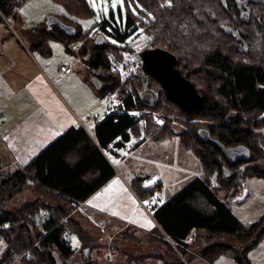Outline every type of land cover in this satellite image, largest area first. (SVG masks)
<instances>
[{
  "label": "trees",
  "instance_id": "trees-1",
  "mask_svg": "<svg viewBox=\"0 0 264 264\" xmlns=\"http://www.w3.org/2000/svg\"><path fill=\"white\" fill-rule=\"evenodd\" d=\"M51 1L64 9L68 17L56 18L73 27L74 35L54 26L47 29L45 21L25 29L19 0H0V24L11 21L29 50L41 55H51L50 42H59L67 51L81 44L76 52L102 83L99 95L118 84L109 71V56L127 49L130 34L144 32L153 38V48L177 58L178 70L203 104L184 113L155 79L149 77L144 86L140 77L125 85L138 95V119L110 116L95 125L92 137L72 128L21 169L6 177L0 173V239L5 243L0 264H57V259L61 264H214L224 257L252 264L249 254L264 240V216L245 228L219 196L235 198L246 180H264V82L255 79L252 66L253 44L258 41L252 20L233 15V3L222 0H133L137 14L126 0L125 9H118V21L110 13L112 23L104 18L84 32L76 20L95 17L87 0ZM222 26L239 33L247 52ZM99 35L104 42L95 44ZM113 39L117 44L108 43ZM261 59L264 62V49ZM145 93L154 95L152 106L142 104ZM200 130L208 132L210 140L202 141ZM131 139L136 146L177 139L179 148L199 162L201 176L154 211L157 227L152 231L122 225L113 236L106 235L79 207L116 175L104 154L124 148ZM215 142L225 148L245 146L250 158L230 164ZM143 181L135 179L129 187L144 203L159 187L146 190ZM71 238L78 241V249H72ZM25 253L29 260L17 258Z\"/></svg>",
  "mask_w": 264,
  "mask_h": 264
},
{
  "label": "crops",
  "instance_id": "crops-1",
  "mask_svg": "<svg viewBox=\"0 0 264 264\" xmlns=\"http://www.w3.org/2000/svg\"><path fill=\"white\" fill-rule=\"evenodd\" d=\"M18 13H21V8ZM43 22H39V25ZM7 23L4 20V23L0 24V173L2 177L27 165L53 141L72 129L75 125L74 116H81L92 109L100 97L98 89L86 79V73L89 75L94 73L89 71L84 59L80 61L79 58L69 56L55 60L47 57L37 58L29 50L28 42L13 27L10 29ZM23 24L25 29H31L26 26L24 19ZM72 60L81 66L74 68L71 65ZM62 64L71 67L73 74L54 84L58 67ZM83 66L86 72H83ZM51 79H53L52 85L48 82ZM87 125L92 129V133L88 130L92 137L95 123H86L85 126L89 129ZM144 144L136 146V140L131 139L124 148H110L104 154L116 175L80 205L79 212L89 214L91 218L115 219L126 226H135L144 233L157 227L154 219L140 206V201L129 184L138 178L145 179L153 174L158 175L159 192L156 196L161 201V205L157 206L159 208L192 180L199 179L201 174L190 175L186 178L184 186L177 188L178 190H169V184L162 176L163 172L159 174L147 172V162L141 159L146 153L138 152ZM164 149L155 146L153 151L161 154L166 152ZM174 150L176 151V147ZM148 155L155 154L148 153ZM174 155L176 164L177 154ZM130 158L135 160L130 161ZM169 161L172 164L171 158ZM180 161L186 167L195 165L194 161L186 157L180 158ZM172 168V165L167 167L163 164L160 169L172 171ZM89 220L91 221L90 218Z\"/></svg>",
  "mask_w": 264,
  "mask_h": 264
},
{
  "label": "rangeland",
  "instance_id": "rangeland-1",
  "mask_svg": "<svg viewBox=\"0 0 264 264\" xmlns=\"http://www.w3.org/2000/svg\"><path fill=\"white\" fill-rule=\"evenodd\" d=\"M21 5V13L20 15L23 17L24 22L28 28H34L35 26H39V22L47 21L49 17L54 16H67L64 9L55 3H53L51 0H29L25 2L24 0H19ZM89 6L95 13V17L87 20H76V23L82 28V30L85 32L89 30L91 27H93L96 24H102L103 19L105 18L109 23H112L110 20V13L114 14L115 21L119 20L118 17V9L112 10L110 8L111 0H107V3L109 5V14L105 15L103 12L100 13V18L97 20V12L96 9L93 8L92 4L90 3V0H87ZM104 3V0H96V6L102 7ZM61 9L63 11H61ZM53 14V15H52ZM68 17V16H67ZM122 19H124V12L122 11ZM40 20V21H39ZM93 20L94 23L87 29L83 26L81 21H88ZM11 26V21H7ZM98 32V29L93 31V34H96ZM140 31H137L136 33L130 34L127 38V41L130 43L134 41L136 38L139 37ZM102 35V34H101ZM100 36V35H99ZM98 37V36H97ZM109 44L111 43V40H108ZM79 46L75 45L72 46L71 50L67 51L62 44L59 42H50L49 47L51 50V55H41L37 51H33V54L37 58H43L47 57L51 60H55L59 57L69 56L71 58H79L78 60L82 61L84 56L77 54V49H79L81 44H78ZM113 45V44H112ZM71 65H73L74 68H79L81 65H78L74 63V60H72ZM83 65V64H82ZM83 72L85 71V66H83ZM86 79L91 81L95 78L94 74H85ZM101 114V113H99ZM2 120L5 121V118L2 117ZM89 128L88 130L90 133H92V129H90L89 125H87ZM264 133V131H263ZM145 143V144H144ZM144 144L139 150L141 153H146L145 155L141 156V159L145 162H147V172L153 173L157 172L159 174L162 173L163 178L165 179V182L169 184V190H175L177 188H181L186 184V178H188L190 175H194L199 172V162L192 157L189 153H186L182 151L179 148L177 139L173 140H167L161 143H155V142H142L140 143V146ZM158 146L160 148H165V153L158 154L153 151L154 147ZM174 147H176V151L174 150ZM137 152V153H138ZM148 153H151L154 156L148 155ZM175 154H177V163L175 164ZM165 154V155H164ZM135 157V155L133 156ZM186 157V159H191L194 161L195 165L193 167H186L183 163H181L180 158ZM170 158L172 160V164L170 163ZM135 158H130V161H134ZM164 160V161H162ZM153 161V162H149ZM163 164H165L167 167L172 165L173 170H164L160 169L163 167ZM176 166V168H174ZM215 184V182H214ZM178 190V189H177ZM222 199L228 200L227 202L230 204V208L232 213L234 214V217L245 227L249 228L256 222H258L263 216H264V180L253 178L248 179L245 182L242 183V189L238 196L235 197L233 202L230 199L231 195H219ZM91 219L93 225L97 228H100L103 230L106 235L111 234L113 236L114 233L119 231L125 224L123 222L121 223H114L110 220L102 219L100 217L91 218L89 214H86ZM92 215V214H91ZM93 217V216H92ZM123 225V226H122ZM71 244L72 249H78L79 243L75 238H71ZM4 248H0V252H3ZM113 254L111 251L108 252V254ZM85 256L87 257L89 254H86L84 251ZM78 256H81L79 254ZM77 256V257H78ZM249 257L251 259L252 264H264V240L259 243L255 248L250 252ZM191 264H208L206 262H203L201 260H194L191 262ZM214 264H236L231 258H221Z\"/></svg>",
  "mask_w": 264,
  "mask_h": 264
},
{
  "label": "built area",
  "instance_id": "built-area-1",
  "mask_svg": "<svg viewBox=\"0 0 264 264\" xmlns=\"http://www.w3.org/2000/svg\"><path fill=\"white\" fill-rule=\"evenodd\" d=\"M25 2L29 0H24ZM7 22V21H6ZM8 24V27L12 29V26ZM145 37L149 39L145 40ZM75 46V45H74ZM77 46H79L77 44ZM153 38L141 32L139 37L127 45V49L121 51L117 56H109V71L118 78V84L111 90L104 92L98 98L95 106L87 110L83 115L75 117V125L73 129L75 131L83 130L88 136H91L86 128L85 124L88 122L95 123V125L106 118L118 115L126 114L136 119L139 118L141 110H139L138 95L125 87L127 84L137 82L141 77L142 63L135 58V55L146 50L153 49ZM73 70L66 64H62L58 67L57 74L55 76L54 84L59 83L61 80L71 76ZM52 80H49V84L52 85ZM101 113V114H99ZM155 122L162 126L163 122L159 119H155ZM142 187L146 190H154L159 187L158 175L153 174L146 177L143 181ZM231 201L235 198H231ZM228 200H225L227 202ZM147 202V203H146ZM146 202H140V206L144 211L152 218L153 213L157 206L161 205V201L156 197H152ZM4 241L0 239V248L4 247ZM108 259L113 257V254H108ZM20 258L30 259V254L25 253Z\"/></svg>",
  "mask_w": 264,
  "mask_h": 264
},
{
  "label": "water",
  "instance_id": "water-1",
  "mask_svg": "<svg viewBox=\"0 0 264 264\" xmlns=\"http://www.w3.org/2000/svg\"><path fill=\"white\" fill-rule=\"evenodd\" d=\"M46 26L47 29L51 26L57 27L69 36L75 34V29L73 27L64 24L56 17H49L46 21ZM221 28L228 35L233 36L237 42L241 43L242 49L247 52V45L241 39L238 32L224 26ZM102 42H104V38L100 35L96 38L95 44ZM135 58L142 63L141 79L144 86L148 84L149 77L155 79L160 84L166 98L173 102L184 113H192L202 106V98L193 85L178 70V60L173 54L161 48H154L136 54ZM92 84L98 90L101 87V83L96 78L92 79ZM154 101L155 97L152 93L141 95V102L147 107L152 106ZM198 134L202 141L210 140V136L205 130H200ZM215 144L219 147L224 158L230 164H234L238 161H247L250 158V151L245 146L225 148L219 143L215 142ZM85 253L88 254V250H85ZM57 264H61L58 259Z\"/></svg>",
  "mask_w": 264,
  "mask_h": 264
},
{
  "label": "flooded vegetation",
  "instance_id": "flooded-vegetation-1",
  "mask_svg": "<svg viewBox=\"0 0 264 264\" xmlns=\"http://www.w3.org/2000/svg\"><path fill=\"white\" fill-rule=\"evenodd\" d=\"M225 3H233L235 10L233 15L242 18H249L252 20L254 32L256 34V41L253 44V60L252 66L257 81L262 77L264 82V62L261 59L262 50L264 49V42L262 37H264V0H222ZM232 7V6H231ZM260 87H263L261 84Z\"/></svg>",
  "mask_w": 264,
  "mask_h": 264
},
{
  "label": "snow or ice",
  "instance_id": "snow-or-ice-1",
  "mask_svg": "<svg viewBox=\"0 0 264 264\" xmlns=\"http://www.w3.org/2000/svg\"><path fill=\"white\" fill-rule=\"evenodd\" d=\"M132 2L133 0H128V7L131 9V11L133 12V14H137L136 13V8L132 7ZM90 3L92 4L93 8L96 9L97 12V16L96 19L98 20L100 18V13L103 12L105 15L109 14V5L107 3V0H104L103 6L102 7H97L96 6V0H90ZM125 5H126V0H111L110 3V8L112 10H117V9H125ZM137 7H139V5H137ZM61 11H63L61 9ZM80 23L83 24V26L85 27V29L89 28L94 21L93 20H88V21H81ZM112 29L110 28L109 31H111ZM149 39L148 37H145V40ZM112 44H117L116 40H111ZM147 203V202H146Z\"/></svg>",
  "mask_w": 264,
  "mask_h": 264
}]
</instances>
